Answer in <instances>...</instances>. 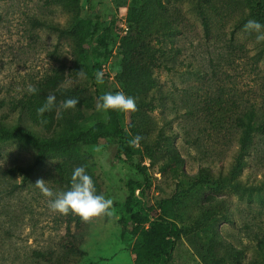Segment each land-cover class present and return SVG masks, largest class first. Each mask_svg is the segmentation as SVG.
Wrapping results in <instances>:
<instances>
[{
  "label": "rangeland",
  "instance_id": "1",
  "mask_svg": "<svg viewBox=\"0 0 264 264\" xmlns=\"http://www.w3.org/2000/svg\"><path fill=\"white\" fill-rule=\"evenodd\" d=\"M250 19L264 24V0H0V264H145L135 228L157 217L181 230L163 264H264V42ZM61 87L90 98L74 126L59 122ZM117 91L138 110L97 111ZM99 124L109 135L86 141ZM77 166L113 216L49 211L36 181L67 190Z\"/></svg>",
  "mask_w": 264,
  "mask_h": 264
},
{
  "label": "clouds",
  "instance_id": "2",
  "mask_svg": "<svg viewBox=\"0 0 264 264\" xmlns=\"http://www.w3.org/2000/svg\"><path fill=\"white\" fill-rule=\"evenodd\" d=\"M243 30L248 33H256L255 40L257 43L264 42V24L259 21L250 19L244 26ZM71 58V57H70ZM80 75H84L83 71H79ZM97 84H103L104 73L102 71L94 72ZM26 91L30 95H35L38 89L32 85H27ZM79 102L78 97H70L66 99L62 107L63 109H74ZM56 106V96L49 94L45 103L37 108L38 118H42L46 112H50ZM97 111H137L136 98L125 94L123 91L115 93L106 92L99 98L96 105ZM41 123H47L46 119H41ZM141 136L137 135L128 141L129 146L137 147ZM43 179H38L35 186L41 190V193L48 198L47 206L49 211L67 216L69 213L80 217L82 222H91L94 218L103 216H113L114 201L107 198L103 193L97 194V190L92 177L87 173L84 166H77L71 176V184L67 190L53 192Z\"/></svg>",
  "mask_w": 264,
  "mask_h": 264
},
{
  "label": "trees",
  "instance_id": "3",
  "mask_svg": "<svg viewBox=\"0 0 264 264\" xmlns=\"http://www.w3.org/2000/svg\"><path fill=\"white\" fill-rule=\"evenodd\" d=\"M55 93L60 96L59 98L63 102L70 97L79 98V102L74 108V111L71 109L61 110L59 117L61 119L59 122L64 126L76 125V122L82 117L83 108L89 106L90 98L81 94V92L77 90H71L64 87L56 89ZM3 133L9 134L10 132ZM18 134L23 135L24 132L19 129ZM106 135H109V132L103 128V125L99 124L96 126L92 136L86 138V141H93L97 139V137ZM17 170L18 167L13 166L7 168L6 171L14 173ZM135 230L138 231V236L137 243L133 247V251L135 252L137 261L142 260L145 264H163L167 258L170 257L175 242L181 235L180 227L176 224V222L163 219L162 217L155 218L150 222L147 228L140 230L139 227H136ZM189 240L197 256L204 259L205 251L203 244L198 238H194L193 236L190 237ZM259 243L261 247H264V239L260 240Z\"/></svg>",
  "mask_w": 264,
  "mask_h": 264
},
{
  "label": "built area",
  "instance_id": "4",
  "mask_svg": "<svg viewBox=\"0 0 264 264\" xmlns=\"http://www.w3.org/2000/svg\"><path fill=\"white\" fill-rule=\"evenodd\" d=\"M122 27H123V29H125V26L124 25Z\"/></svg>",
  "mask_w": 264,
  "mask_h": 264
}]
</instances>
